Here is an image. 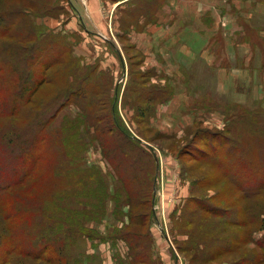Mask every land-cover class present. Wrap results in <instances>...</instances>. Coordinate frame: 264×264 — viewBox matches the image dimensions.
<instances>
[{
  "label": "rangeland",
  "instance_id": "374dc122",
  "mask_svg": "<svg viewBox=\"0 0 264 264\" xmlns=\"http://www.w3.org/2000/svg\"><path fill=\"white\" fill-rule=\"evenodd\" d=\"M93 2L97 4L100 26L106 29L111 44L84 29L76 14L94 28L88 8L80 4L74 10L72 0H54V6L58 4L60 8L58 16L36 20L45 29L71 36V60L75 70L65 72L58 66L44 73L46 80L50 77L52 81L31 96V102L35 103L28 105L26 110L36 111L39 105V112L32 118L27 113L10 117L0 112V163L7 165L12 177H17L34 159L29 156L28 163L17 161L36 137L23 134L37 117L41 116L38 122H44L62 107L48 128L49 133L53 130L54 142L43 143L40 151L33 152L49 158L50 162L44 160L27 182L0 200V214L15 208L17 195H34L53 207L62 197L63 201H71L68 205L63 201L58 204L63 213L67 214L71 208H86L88 217H82V223L106 237L102 241L79 237L69 246L73 256L70 264H74L75 258L79 264H132L142 257L138 251L145 252L147 247L150 259L138 264H193L188 253L183 251L184 216L188 215L193 221V229H213L219 223L217 218L201 211L197 202L236 209L241 220L248 217L245 208H255L257 200L264 203L263 195L255 198L254 204H248L216 166L219 161L216 157L229 148L228 141L232 138L239 141L242 154L256 159L257 164L264 167V0H89V9ZM25 3L23 0H0V11L13 14L12 6L25 7ZM35 9L41 10L40 7ZM25 34L24 37L31 36V31L26 29ZM22 45L0 37V55H17ZM18 62L10 65L0 60V64L6 66L0 93L10 96L11 100L24 71L21 62L15 68ZM35 67L36 63H32V69ZM87 67L91 69L96 86L87 85L88 92H82V100L77 103L68 98L74 91L68 83ZM137 73L148 81L133 83ZM144 87L170 92L171 98L161 102L155 93L150 99L144 96L142 101L136 102V97L131 95ZM89 93L93 96L87 101ZM116 96L119 121L140 138L141 146L149 154L144 156L143 162L136 157L131 159V154L123 150V136L111 122L110 98ZM101 99L106 100L104 107ZM136 104L146 108L144 114L138 112ZM59 127L55 137L60 148L63 141L72 145L73 135H79L80 140L74 148L77 144L81 148L86 145L81 153L82 160L75 153L76 162L68 165L69 157L66 156L69 154H63L54 137ZM104 148L110 152L109 160L103 156ZM151 171L154 183L148 191L153 195L155 217L151 220L138 218L143 225L138 224L141 227L136 234L138 247L132 248L129 242L132 234L123 230L129 222L126 212L131 209L125 195L127 191L129 194L138 191L147 172ZM63 177L71 180L89 177L90 185L87 183V186H96L102 177L107 183L104 204L90 196L88 201L96 205H83L87 200L78 194L82 193V181L77 185L70 183L74 189L64 191L68 183ZM7 180L0 176V184ZM64 218L61 215L63 221ZM37 219L35 216L29 229L37 227ZM262 219L244 227L228 225V237L239 242L237 250L197 264H238L243 256L249 259L259 256L261 252L246 237L247 232H256L257 239L264 237H261ZM17 224L12 222L10 228Z\"/></svg>",
  "mask_w": 264,
  "mask_h": 264
},
{
  "label": "trees",
  "instance_id": "16d2710c",
  "mask_svg": "<svg viewBox=\"0 0 264 264\" xmlns=\"http://www.w3.org/2000/svg\"><path fill=\"white\" fill-rule=\"evenodd\" d=\"M23 1L26 2L25 7L20 4L11 7L13 14H4L0 11V37L12 39V41L18 46L23 44L21 51H19L17 55L10 53L4 54L3 56L0 55L2 56L0 60L2 61V64L8 63L12 65L16 60L24 64V71L20 74L17 80L18 88L15 96L12 97V100L10 96L0 93V112H6L10 117L16 116L20 112L23 114L27 113V116L32 118L33 114L39 112V105H36V111H34V109L26 110L28 105L31 106L35 103L31 102V96L44 84L52 81L50 77L46 80L44 73H48L50 70L58 66H62L63 71L65 72H74L75 69L71 60L73 41L70 35L61 32H54L49 28L45 29L41 24L36 22L40 17L58 16L60 8L58 4H55L54 6V0H45L44 3L42 0ZM38 7H40L41 10L35 9ZM26 29L31 31V36L24 37L27 34H25ZM44 56H46L47 59H44ZM19 62L15 65V68L20 66ZM32 63H36V67L33 69ZM2 64H0V83L3 82L2 72H4V69L6 68V66ZM12 67L14 68V66ZM135 75L137 77L133 78V83L135 84H141V82L145 83L148 81L145 76L141 77L140 73ZM29 80H31L30 83ZM68 85L74 87V91L70 92L68 98L70 99L71 97V100L74 99L77 103H80L82 100V92H88L87 85L96 86L92 81V73L89 67L84 68L79 76H76L69 81ZM119 92L120 87L118 88L117 95ZM155 93L161 102L167 101L171 98L170 92L163 91L161 93L160 90H147L145 87L144 90L136 89L131 96L133 98L136 97V102H140V99L142 101L144 96H147V98L150 99V95ZM92 96L93 94L89 93L87 101H89ZM43 102H41V105ZM105 103L106 100L101 99L100 104L102 107L105 106ZM110 105L109 117L112 124L117 127L116 129L120 131L123 136L121 138V141L123 142V150L126 151V153L128 152V154H131V159L136 157L140 159V162H143L144 156H147L148 153L146 149L141 146L140 143H142V141L140 138L135 136L124 122L121 123L119 121L120 113L118 110L117 96L115 98H110ZM44 106L45 105H43V107ZM139 107L140 104L135 105L138 112L144 114L146 108ZM61 108L59 107L54 115L44 122H38V119L41 116L39 118L37 117L33 125L23 134L24 136H29L30 134L29 137L36 136L32 139L30 146L24 149L22 156L19 155V158H17L18 162L22 163L24 161V163H28V157H34L30 166L26 164L27 167L24 170V173H21L17 177L15 176L16 178L12 177V171L8 170L7 165L0 163V172L2 173L0 176L8 179L0 184V200L8 197L15 187L23 184L25 181L27 182V179L33 175L35 169L39 164L41 165L44 160H46L47 163L50 162L49 158L46 159L43 155H35L33 152L40 151V147L43 143L53 141L51 138L53 130L49 133L48 128L52 119L57 116V111ZM60 128L61 127L55 129L54 137ZM73 136L74 138L71 140L72 145L69 146L66 141H63L61 143V148L57 137H55L56 144L59 146L63 154L65 152L69 154V156L64 155L69 157L67 162L68 165H72L76 162L73 158L75 153H77V157L82 160L81 153L86 146L85 145L81 148L80 145L77 144V147L74 148L76 141L79 143L80 140L78 139L79 135ZM101 142L103 141L101 140ZM204 146L208 147V144L205 143ZM227 146L229 148L226 147V150L222 155L219 154L216 157L217 160L219 159L216 164L217 170H221L222 174L231 183L233 188L241 193L242 198L246 200L248 204H254L255 198L264 195V167L258 165L256 159H251L241 153L239 141L237 139H229ZM44 150L46 151V149ZM103 153L105 159L109 160V150L104 148ZM150 156H152L151 153ZM154 157L155 156H153V159L156 167ZM48 167H51V165H48ZM5 170L6 172L3 173ZM56 172L62 174L61 171L56 170ZM75 174H78V172ZM89 176H91V173ZM89 179V177L87 179L82 177V180L81 178L79 180H71L68 178L64 179L63 177L62 180H65V182L68 183L67 188H64L63 190L69 191L74 189V187H70V183L77 185L82 181V193L78 192V194L79 197L81 195L87 200L86 203L82 204L96 205L95 203L88 201L90 196H94L95 200L100 202V204H104L107 183L102 177H99V182L96 186H87L88 184L90 185V181H88ZM153 183L154 178L152 171L150 173L147 172L146 179L143 180V184H141L138 191L135 193L130 191V194L127 191L125 195V201L128 202L131 209L129 208L126 212L129 222L125 225L123 230H125L127 234H132V239L129 240L132 248L135 246L136 248L138 247L136 234L140 232V226L143 225L138 218L151 220L155 217L152 207L153 195L148 191L149 188H152ZM73 193L74 192H72V194ZM119 194L120 193H118V195ZM16 199L18 202L15 208L4 214H0V264H70L73 260V256L69 252V246L79 237H84L85 239L92 241H94V239H100L101 241L106 240V237L99 231L91 229L82 223L81 218L88 217L86 208H71L68 209L67 214L63 213L61 208L57 207L58 204H62V197H59L55 201L54 207L51 203H46L41 199L35 198L34 195H17ZM70 202L71 201L68 199H64L63 201L64 205H68ZM197 204L201 211L217 218L219 223H217L213 229H193V221L188 215L184 216L183 227L185 229L186 240L183 242V251L188 253L187 256L193 264H197L204 259L221 257L224 254L233 253L237 250L239 242L238 240H233L228 237V225L244 227L249 226L257 219H264V203L260 204L258 203V200L255 208L252 207L253 209L251 210L249 206L245 208V214L246 216L248 215L246 220L238 219V211L236 209L214 207L210 204L202 203V201L197 202ZM44 210L46 211L44 212ZM250 211H254V213L251 215ZM81 213L86 216H82ZM61 215L65 216L64 221L61 219ZM35 216L36 219L39 217L37 219V227H35L34 230H31L29 229V224L34 220ZM12 222L16 224L18 223L21 228H19L18 224L13 229L10 228ZM63 223H65L64 226ZM139 223L140 226L138 225ZM261 229L264 230V226ZM255 233L256 232H247L246 240L255 244L259 252H261L260 255H256L254 259H249L246 256H243L238 264L246 262H249V264L264 263V237L255 241L253 239ZM122 237L125 238V235ZM180 249L182 250L181 247ZM138 252L142 256V259L134 260L132 261V264H138L139 262L143 263V259H150L149 247L145 249V252ZM146 254L149 256L146 257ZM237 262L238 260L236 263ZM74 264H79L77 258L74 259Z\"/></svg>",
  "mask_w": 264,
  "mask_h": 264
},
{
  "label": "crops",
  "instance_id": "0c3cea01",
  "mask_svg": "<svg viewBox=\"0 0 264 264\" xmlns=\"http://www.w3.org/2000/svg\"><path fill=\"white\" fill-rule=\"evenodd\" d=\"M70 1V0H69ZM86 2H84V0H82V1H80V0H72V2L74 3V5H73V8H74V10H75V8L76 7H78L79 8V5L81 4L82 6H83V4H84V6L86 7V8H88V12H87V14H88V16L91 18V20H92V24H93V27L95 28V29H97V30H99V32H97L94 28H91V26L90 25H88L87 24V22H85L83 19H81V18H79L78 17V15L76 14V18L77 19H79V21L81 22V24L83 25V27H84V29L87 31V32H89L90 34H92V35H96L97 37L98 36H101V37H103L104 38V40H106L107 42H109L110 44L112 43V41H111V39H110V36L108 35V33L107 32H105L106 31V29H104L103 27H101L100 25H102V23H101V20H100V18L98 17V13H97V10H96V3L95 2H93L92 3V6L90 7V9H89V0H85ZM122 2H126L127 0H121ZM121 2V3H122ZM71 3V2H70ZM96 4V5H95ZM112 11V10H111ZM76 13V12H75ZM109 13H110V11H109ZM93 15H95L96 17L94 18L93 17ZM104 32V33H103ZM112 46V45H111ZM263 235H264V231H262V235H261V237H263ZM253 239L256 241V240H258L257 239V235L255 234L254 236H253Z\"/></svg>",
  "mask_w": 264,
  "mask_h": 264
}]
</instances>
